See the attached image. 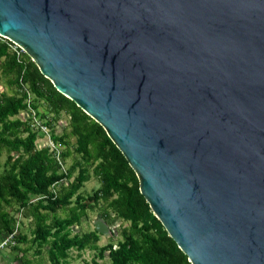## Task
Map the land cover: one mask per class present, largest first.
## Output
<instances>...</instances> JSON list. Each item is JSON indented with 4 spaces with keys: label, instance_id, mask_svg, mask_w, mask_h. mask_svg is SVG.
<instances>
[{
    "label": "water",
    "instance_id": "1",
    "mask_svg": "<svg viewBox=\"0 0 264 264\" xmlns=\"http://www.w3.org/2000/svg\"><path fill=\"white\" fill-rule=\"evenodd\" d=\"M0 37L104 130L190 264H264V0H0Z\"/></svg>",
    "mask_w": 264,
    "mask_h": 264
},
{
    "label": "trees",
    "instance_id": "2",
    "mask_svg": "<svg viewBox=\"0 0 264 264\" xmlns=\"http://www.w3.org/2000/svg\"><path fill=\"white\" fill-rule=\"evenodd\" d=\"M0 79V239L12 235L9 247L20 253L14 261L24 263L33 250L36 256L44 251L48 264H70L71 250H88L94 252L91 264H190L152 214L134 172L104 130L1 37ZM23 112L39 120L49 141L60 146L59 161L47 146L36 148L45 135L31 117L17 118ZM61 116L66 131L55 135ZM90 178L98 187L84 195L80 189ZM93 211L107 226L121 222L115 241L99 247L93 229L71 233ZM19 219L27 220L29 237L19 231ZM20 244L26 246L19 249ZM104 254L106 261L97 262Z\"/></svg>",
    "mask_w": 264,
    "mask_h": 264
},
{
    "label": "rangeland",
    "instance_id": "3",
    "mask_svg": "<svg viewBox=\"0 0 264 264\" xmlns=\"http://www.w3.org/2000/svg\"><path fill=\"white\" fill-rule=\"evenodd\" d=\"M4 90V87L2 85V80L0 79V92H2ZM25 115V114H24ZM23 115V117H25ZM66 123H67V119L65 116H61L59 121L55 124L54 126V134L55 135H60L63 132L66 131ZM47 133V131L45 132ZM70 143L73 141L72 139L69 140ZM48 144V139L47 136L45 135L44 138L42 139H38L35 142L36 148H41L44 147ZM4 160V155L2 154V156L0 157V165L2 164ZM71 162L70 158H67L65 161V165L66 167L69 166ZM98 187V183L96 180L90 178L87 182H85L82 186V188L80 189V192L82 194H90L94 189H96ZM62 213H59L60 216ZM100 220V217L97 213V211H93V212H87L86 217L81 220L80 225L78 227H72L71 233H83V232H87L93 229V224L95 221ZM19 231H21L23 234H25L27 237H29V225L27 223V220L24 219H19ZM119 225H121V222L119 220L113 222L112 225L107 226L108 228V232L105 235H100L99 236V240L97 242V245L103 246L105 245L109 240H111L112 242L115 241L118 237H117V231H118V227ZM122 225H125V223H123ZM112 235V236H111ZM26 245L20 244L18 246L19 249L24 248ZM19 257L20 253L14 252L10 249L9 245L7 246V248L0 250V264L1 261L3 259H5L6 261H4L3 264H48L46 259H45V253L44 251H42V253L39 256L34 255L33 250H30L27 252V254L25 255V262L24 263H20L19 260L14 261V256ZM79 255V256H77ZM94 255V252L85 250L82 252H76L74 250H71L69 252V257L71 259L70 264H91V258ZM106 254H104V258L102 260H98L96 259L97 262L99 263H103L106 261ZM8 258V259H7Z\"/></svg>",
    "mask_w": 264,
    "mask_h": 264
},
{
    "label": "built area",
    "instance_id": "4",
    "mask_svg": "<svg viewBox=\"0 0 264 264\" xmlns=\"http://www.w3.org/2000/svg\"><path fill=\"white\" fill-rule=\"evenodd\" d=\"M23 115L25 117H23ZM29 117L32 118L33 125L35 127L39 128V130L42 133H44V135L47 136V133H45L47 131V129L33 115H30L29 112H23V113H20L19 115H17V118L21 121H23ZM47 139H48V136H47ZM46 146L49 148L50 151H52V153L55 156V158L57 159V161H59L60 146L58 144H53L52 142L49 141V139H48V144ZM12 244H13L12 235H8V236L0 239V250L5 249V248H7L8 245H12Z\"/></svg>",
    "mask_w": 264,
    "mask_h": 264
},
{
    "label": "crops",
    "instance_id": "5",
    "mask_svg": "<svg viewBox=\"0 0 264 264\" xmlns=\"http://www.w3.org/2000/svg\"><path fill=\"white\" fill-rule=\"evenodd\" d=\"M8 259V258H7ZM4 261H6L5 259H3L2 261H1V263L3 264L4 263Z\"/></svg>",
    "mask_w": 264,
    "mask_h": 264
}]
</instances>
